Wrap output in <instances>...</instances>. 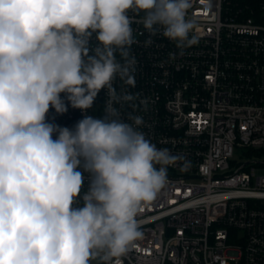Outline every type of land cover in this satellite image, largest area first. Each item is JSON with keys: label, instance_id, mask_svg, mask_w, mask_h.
<instances>
[{"label": "clouds", "instance_id": "clouds-1", "mask_svg": "<svg viewBox=\"0 0 264 264\" xmlns=\"http://www.w3.org/2000/svg\"><path fill=\"white\" fill-rule=\"evenodd\" d=\"M189 7V0H0V264H121L141 237L135 217L177 157L138 130L143 117L120 118L114 104L137 97L118 94L113 81L136 83L130 10L144 13L150 35L183 49L198 42L189 38ZM101 89L102 118L86 115L72 131L45 123L50 106L66 111L61 93L87 111ZM81 166L91 180L83 206L73 207Z\"/></svg>", "mask_w": 264, "mask_h": 264}, {"label": "built area", "instance_id": "built-area-1", "mask_svg": "<svg viewBox=\"0 0 264 264\" xmlns=\"http://www.w3.org/2000/svg\"><path fill=\"white\" fill-rule=\"evenodd\" d=\"M189 4L185 18L194 25L189 38L198 42L183 49L161 33L150 35L140 22L144 13H128L136 83L124 85L117 77L113 84L118 94L137 99L114 107L127 123L130 113L143 117L138 130L177 160L135 217L141 237L118 259L121 264H264V174L257 172L264 164V0ZM60 97L66 111L50 106L45 123L72 131L86 115H105V89L87 111L73 108L66 93ZM238 150L255 158L236 163ZM79 170L84 183L73 207L83 206L91 180L83 166Z\"/></svg>", "mask_w": 264, "mask_h": 264}, {"label": "rangeland", "instance_id": "rangeland-1", "mask_svg": "<svg viewBox=\"0 0 264 264\" xmlns=\"http://www.w3.org/2000/svg\"><path fill=\"white\" fill-rule=\"evenodd\" d=\"M262 157L264 159V155ZM253 158H255L254 155L251 156L249 153L248 154L247 153H242L239 150L235 152V156H234V159H235L236 163H243L244 161L249 160V159H253ZM257 172L259 174H264V164L259 166ZM91 264H98V263L96 261H93V262H91Z\"/></svg>", "mask_w": 264, "mask_h": 264}]
</instances>
